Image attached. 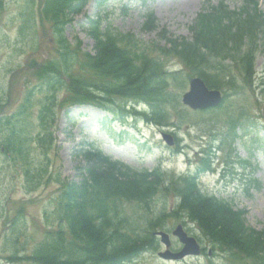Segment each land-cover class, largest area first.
<instances>
[{
  "label": "trees",
  "instance_id": "1",
  "mask_svg": "<svg viewBox=\"0 0 264 264\" xmlns=\"http://www.w3.org/2000/svg\"><path fill=\"white\" fill-rule=\"evenodd\" d=\"M39 1L40 20L50 23L56 45L54 56L36 66L35 77L39 80L36 88L45 93L37 115L39 131L31 140L42 155L37 162H25L29 156L26 140L19 129L15 132L9 126L13 116L0 118L1 144L6 152L21 158L27 192L38 189L49 177L48 151L53 144L51 128L56 117L57 92L65 91L59 104L64 107L87 104L121 118L127 112L140 114L146 121L159 125L169 118L168 81L199 76L211 88L226 85L237 90L232 79V70L237 68L250 86L257 73L256 55L264 48V12L258 9L256 0H243L236 9H229L223 0L216 5L208 1L190 25L191 39L170 35L163 46L153 48L139 43L134 34L121 33L112 27L107 15L101 13L109 0H96L99 13L90 17L85 26L94 42L90 53L81 50L79 42L70 43L63 33L88 0ZM154 19L151 13L147 14L141 29H149ZM155 51L158 54L153 56ZM169 54L181 65L177 72L164 68L161 59ZM262 68L263 81L264 65ZM28 101L29 98L25 99L18 114L24 112ZM139 101L147 106V110H142L145 112H136L135 104ZM235 123L232 121V125ZM240 123L246 130L254 124L247 120ZM83 154L86 164L79 168V181L54 178L59 190L49 203L52 208L44 211L50 227L29 254H22L27 238L18 240L19 236L25 237L17 231L23 221L22 207L15 213L11 238L6 240L15 248L7 257L11 263L128 264L158 243L151 231L163 228L168 216L166 198L171 194L174 204L170 213L183 214L197 224L216 249L245 260V264H264V229L248 227L245 211L234 210L229 201L197 190L198 173L176 176L159 167L150 171L134 168L104 155L95 144H88ZM206 167L198 169L199 172ZM156 200H161L162 207L151 217ZM127 205L139 209L140 214L128 215L124 209ZM18 246L21 256L16 253Z\"/></svg>",
  "mask_w": 264,
  "mask_h": 264
},
{
  "label": "rangeland",
  "instance_id": "2",
  "mask_svg": "<svg viewBox=\"0 0 264 264\" xmlns=\"http://www.w3.org/2000/svg\"><path fill=\"white\" fill-rule=\"evenodd\" d=\"M217 1L211 0V3ZM224 1L229 7L237 8L242 0ZM39 2L2 0L0 9V118L13 116L9 126L15 132L19 129L23 134L29 154L25 162L31 164L42 157L36 144L31 142L39 131L37 114L45 95L40 88H36L39 84L35 77L36 66L54 56L56 45L50 23L40 20ZM258 2L259 9L263 11L264 0ZM205 4L206 0H110L101 13L107 15V20L117 31L135 34L139 43L152 45L153 48L156 45L163 46L170 35L190 38V25L198 12L206 7ZM98 13L95 1L89 0L82 12L74 16L72 23L65 27L63 33L66 39L72 44L79 42L81 50L92 52L94 42L85 31V26L89 18ZM147 13H152L155 19L152 26L143 31L141 26ZM157 54L155 51L153 56ZM256 57L255 68L260 72L264 65V48ZM161 60L164 61L166 71L177 72L181 69L179 61L171 54ZM232 71V79L236 81L234 89H239L233 90L226 85L218 88L225 95L223 103L202 112L190 110L181 104V95L188 89L189 78L168 81V120L157 125L143 117L144 121L137 124V129L134 126L138 119L133 117L123 124L119 118H111L110 114L95 107L71 105L67 108L59 105L65 91L57 92L56 121L52 126L54 144L48 151L49 177L42 181L38 189L27 192L21 172V158L0 147V264H30L11 263L7 259L15 250L6 242L11 237L9 228L12 218L22 207L23 221L17 231L23 232L25 237L19 236L18 240L22 242L27 238V246L22 254H29L33 245L50 227L44 219V211L52 208L49 203L59 190L54 178L79 181V168L86 164L82 148L94 142L100 145L105 154L134 168L150 171L162 160L164 169L179 175L194 172L199 164L196 163L198 158H195V152L204 149L215 134L213 173H207L201 178V186L229 201L234 209L245 210L244 221L248 227L264 229V129L261 127L264 122V93L258 86H249L237 68ZM32 88L35 90L28 96ZM27 98L29 101L24 112L18 114ZM243 118L257 126H249L247 135L241 134L239 130L240 137L233 142L231 137L224 139L223 134L232 126V121L245 122ZM163 134L173 137L171 146L166 144ZM1 138L0 134V144ZM182 147L185 149L180 151ZM8 157L9 161L6 160ZM166 199L168 216L161 229L170 232L178 223L183 224L185 230L196 237L204 248L202 253L197 258L164 261L158 257V251L164 250L158 243L128 264H244V260L218 251L208 255V249L212 248L209 238L200 233L197 225L183 219V214H171L174 198L169 194ZM154 203L151 217L162 207L161 200ZM124 209L128 215L132 213L137 217L140 214L139 209L129 205ZM172 246L174 252L181 248L174 238ZM19 247L16 253L21 256Z\"/></svg>",
  "mask_w": 264,
  "mask_h": 264
},
{
  "label": "water",
  "instance_id": "3",
  "mask_svg": "<svg viewBox=\"0 0 264 264\" xmlns=\"http://www.w3.org/2000/svg\"><path fill=\"white\" fill-rule=\"evenodd\" d=\"M222 97L219 91L212 90L209 91L204 83V81L199 78H191L189 91L182 96V102L187 104L193 109H202L217 106ZM167 142H170V138L165 136ZM154 235L160 236V242L167 247L164 252H159L158 256L162 258H183L186 254L197 255L199 253V245L193 237L188 236V234L183 232L182 226L178 225L173 231L172 235H176L179 241L183 244V249L175 254H172L168 248L170 247L169 235L165 232H154Z\"/></svg>",
  "mask_w": 264,
  "mask_h": 264
}]
</instances>
